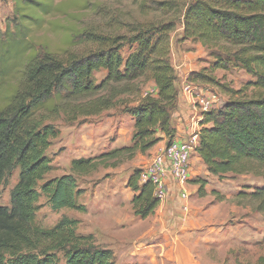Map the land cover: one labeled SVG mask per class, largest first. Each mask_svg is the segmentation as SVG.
<instances>
[{
	"label": "trees",
	"instance_id": "16d2710c",
	"mask_svg": "<svg viewBox=\"0 0 264 264\" xmlns=\"http://www.w3.org/2000/svg\"><path fill=\"white\" fill-rule=\"evenodd\" d=\"M14 28L0 30V264H58L59 253L67 264H115L112 250L94 242L92 234L77 232L79 220L67 216L51 228L36 222L42 193L52 208L85 212L78 199L82 189L78 177L101 166H116L121 157L133 159L164 138L170 144L177 135L173 110L178 105L176 69L171 63L170 34L177 19L152 22L136 28L132 36L94 31L63 30L55 21L51 29L63 34L62 44L53 37H35L47 16L67 13L87 0L57 4L55 0H14ZM145 6L154 11L182 16L183 38L213 50L215 62L209 69L191 71L187 80L208 83L227 93V102L203 113L196 151L214 176L251 173L264 178V0H190L183 8L172 0H152ZM50 30V29H48ZM130 41L136 45L127 57L121 53ZM76 45L93 48L79 54ZM243 68L253 79L240 89L230 87L213 75L218 69ZM106 70L97 83L96 71ZM209 70L210 73L207 71ZM149 74L156 94H148L129 110L135 131L132 145L115 148L71 162L72 172L39 183L52 170L46 151L59 129L48 119L65 113L68 121L100 114L116 105L117 96L130 90L119 84ZM104 92V94H101ZM19 169L10 195V206L1 204V185ZM135 169L128 187L136 194L133 210L146 219L160 204L150 182L141 183ZM199 193L206 183L197 179ZM242 197L264 213V187ZM264 264V255L258 258Z\"/></svg>",
	"mask_w": 264,
	"mask_h": 264
},
{
	"label": "rangeland",
	"instance_id": "374dc122",
	"mask_svg": "<svg viewBox=\"0 0 264 264\" xmlns=\"http://www.w3.org/2000/svg\"><path fill=\"white\" fill-rule=\"evenodd\" d=\"M71 1L55 0V3L69 4ZM151 1L87 0L85 6H72L67 13L54 12L47 16V22L41 28L33 27L34 35L35 37L48 35L60 44L63 40V34H58L50 28L51 23L59 21L64 26L63 30L68 28L73 29V31L86 30L129 37L140 26L152 22H168L176 18L177 27L170 34V59L176 69L177 88L180 95L184 83L189 81L185 76L186 70H183L181 66H190L187 68V71L191 69L188 74L191 71L201 72L209 69L215 62L213 50L208 49L200 42L184 39L182 16L179 17L178 13L175 14L173 11L170 13L154 11L145 6ZM174 1H177L182 8L190 2V0ZM14 18L15 1L0 0V30L2 33L6 32L8 26L14 28ZM91 48L93 46L90 45L73 46V50L79 54L85 53ZM135 49L136 45L128 41L121 53L127 57ZM207 71L210 73L209 70ZM213 75L235 89H240L245 83L253 79L245 69L238 66L228 70L218 69L213 72ZM106 76V70L94 73V79L97 83L103 81ZM194 83L198 85L197 90L194 91L193 95L188 94L193 97L196 120L192 123V128L196 132L201 129L199 122L204 113L200 99H209L215 95L217 101L213 105L217 108L227 102L228 95L220 88L208 83H200V81ZM128 86L130 90L117 96L116 105L100 114L79 116L76 121H68L65 113L61 112L59 116L48 119L47 122L59 129V135L52 138V144L46 151V155L52 160V170L43 181H40L39 190L47 180L71 173L73 159L88 158L115 148L125 147L124 145H132L135 127L129 110L137 106L148 94H156V87L149 74H145L132 82L120 83L118 87L123 89ZM178 108L179 103L173 110V124L179 122L178 118L174 117ZM167 144L166 139L164 146ZM155 146L145 153H137L133 159L124 156L114 160L118 162L116 166H101L95 172L79 176L78 185L82 189V193L78 201L86 205L87 210L85 212L68 208L55 210L52 208L48 197L42 193L37 204V224L44 228H51L64 216L79 220L77 232L82 235L92 234L97 245L112 250L115 256V264H176V258L179 256L177 251L173 253L172 258H169L165 247L157 245L154 240L144 241L146 238L144 227L137 229L136 222H131V218H135L136 215L133 209L126 210L123 208L121 210L126 217H124L122 227H118L113 224L111 218L112 208L107 207V198H110L113 191H118L122 197L121 201L125 202L124 190L128 187L130 176L135 169L143 170L149 165L153 156L160 150H156ZM197 156L196 151L192 156V170L195 174H192L188 189H191L192 185H198L196 198L211 195L210 200L213 204L210 207V210L213 211L211 215L217 220L215 226L219 227V229H211L209 246H205L203 249L209 252L210 263L258 264V258L264 255V213L257 210L256 202H250L240 193H251L258 187H264V178L251 173H229L221 177L214 176L208 172L203 160H198ZM18 176L19 169H16L1 185L2 205L10 206L11 191L18 181ZM197 179L205 181V194L199 193ZM181 199L183 202L186 201ZM136 217H138L137 221L140 224H144L141 222L142 218ZM218 218L221 219V222ZM212 227L214 226L212 225ZM164 244L167 249L170 248L168 243ZM58 264H67L62 253H59Z\"/></svg>",
	"mask_w": 264,
	"mask_h": 264
},
{
	"label": "crops",
	"instance_id": "0c3cea01",
	"mask_svg": "<svg viewBox=\"0 0 264 264\" xmlns=\"http://www.w3.org/2000/svg\"><path fill=\"white\" fill-rule=\"evenodd\" d=\"M188 67L190 66H181L183 70H186V78L189 70H191L188 69L187 71ZM178 103L179 108L174 113V117L178 118L179 121L178 124H174L177 127L175 140H187L195 132L192 128V123L196 120L193 97L182 90ZM165 143L166 139H163L155 146V149L162 148ZM124 146H129V144ZM197 159L202 160L199 155ZM192 174H195L193 170L191 180ZM166 181L168 188L167 198L160 201L152 215L142 219L141 222H144V224H140L137 221V215H135L136 219L131 218V222H136L137 229L144 227V235L146 234L144 241L154 240L157 245L165 247L169 258H172L173 253L177 251L179 256L176 258V264H211L209 252L203 250L205 246H209L211 229H219V227L215 226L217 220L211 215L213 213L210 210L213 205L210 200L211 195L196 198L198 185H192L191 189L189 188V200L183 202L180 198L179 184L173 180L171 175H167ZM135 194L136 192L132 188L127 187L124 190L125 203L121 201L122 197H120L121 195H119L118 191L111 192L110 198H107V207L110 206L113 210L111 218L114 225L122 227L126 216L121 210L123 208L126 210L133 209L132 200ZM184 205H188V209H184ZM218 220L220 221L221 219L218 218ZM164 243H168L170 248L167 249Z\"/></svg>",
	"mask_w": 264,
	"mask_h": 264
},
{
	"label": "built area",
	"instance_id": "2783aa9c",
	"mask_svg": "<svg viewBox=\"0 0 264 264\" xmlns=\"http://www.w3.org/2000/svg\"><path fill=\"white\" fill-rule=\"evenodd\" d=\"M197 87L198 85L194 82L186 81L183 91L193 95ZM212 97L200 99L203 112L214 108L213 103L217 99L215 95ZM198 140L199 131L194 132L187 140L174 139L170 144L160 148L149 165L141 171V183H152L154 194L160 201L168 196L167 175H171L173 180L179 184L181 198L189 200L188 184L191 181L192 156L196 152ZM184 209H188V205H184Z\"/></svg>",
	"mask_w": 264,
	"mask_h": 264
}]
</instances>
